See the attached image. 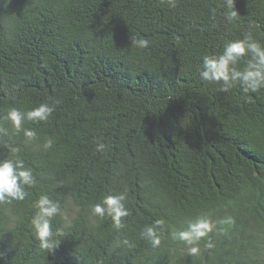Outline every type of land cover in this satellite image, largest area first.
<instances>
[{
	"label": "trees",
	"instance_id": "16d2710c",
	"mask_svg": "<svg viewBox=\"0 0 264 264\" xmlns=\"http://www.w3.org/2000/svg\"><path fill=\"white\" fill-rule=\"evenodd\" d=\"M234 9L229 21L224 0H0V159L18 156L37 181L0 204V264H264V89L222 92L199 75L228 41L264 45V0ZM41 103L55 111L24 122L29 141L6 113ZM120 193L117 230L91 208ZM42 194L61 205L51 252L30 223ZM200 215L217 224L190 255L173 234ZM157 220L153 247L142 232Z\"/></svg>",
	"mask_w": 264,
	"mask_h": 264
},
{
	"label": "clouds",
	"instance_id": "9594fccd",
	"mask_svg": "<svg viewBox=\"0 0 264 264\" xmlns=\"http://www.w3.org/2000/svg\"><path fill=\"white\" fill-rule=\"evenodd\" d=\"M171 7H176V0H168ZM235 0H224L228 12L226 18L231 21L238 16L234 9ZM130 44L138 48H147L150 41L147 38H138L131 35ZM244 61V67L239 64ZM200 79L207 82H215L221 85L220 91L228 92L231 88L239 86L242 92L258 93L264 89V45L255 40L251 34L245 35L242 39L228 41L224 44L222 52L213 55H204L200 67ZM55 111V106L49 103H41L28 111H21L15 106L9 107L6 119L11 122L12 127L17 131H23V135L29 141L36 139L37 133L32 129H24L23 124L27 121H47ZM53 140L46 139L44 148H51ZM105 145H97L98 150H104ZM18 150L13 148L15 154ZM37 183L30 167L18 156L15 158L0 159V204H12L13 201H24L29 195L27 188ZM126 193L107 194L103 199L92 206L93 215L100 218L110 217L117 230L124 227V218L129 216V209L126 207ZM36 209L31 218V226L41 249L51 252L59 246L56 237L62 235L59 230H53L52 220L61 214L59 201L51 199L47 194H42L34 201ZM234 221L227 217L218 221L221 224H232ZM163 221L157 220L154 224L146 225L142 235L147 238L153 247L161 244L159 232ZM217 222L207 215H200L195 220H189L187 228L173 234V239L187 244L190 255H196L200 249L198 242L214 230ZM211 246L210 244L208 245Z\"/></svg>",
	"mask_w": 264,
	"mask_h": 264
}]
</instances>
